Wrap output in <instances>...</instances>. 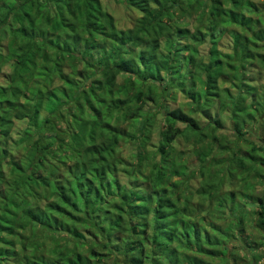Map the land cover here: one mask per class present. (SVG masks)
Listing matches in <instances>:
<instances>
[{
	"label": "trees",
	"instance_id": "trees-1",
	"mask_svg": "<svg viewBox=\"0 0 264 264\" xmlns=\"http://www.w3.org/2000/svg\"><path fill=\"white\" fill-rule=\"evenodd\" d=\"M113 1L0 0V264H251L264 0Z\"/></svg>",
	"mask_w": 264,
	"mask_h": 264
},
{
	"label": "rangeland",
	"instance_id": "rangeland-1",
	"mask_svg": "<svg viewBox=\"0 0 264 264\" xmlns=\"http://www.w3.org/2000/svg\"><path fill=\"white\" fill-rule=\"evenodd\" d=\"M104 2L106 4V7H108L109 11L112 14H114L115 19L117 20L118 27H120V28L131 27V18L129 19L128 13H126V10H125L123 5H120L117 2H114L113 0H104ZM131 13H133L134 17L140 16V14L135 10H133ZM48 68H49V65L45 69V74L52 73L50 71V69H48ZM9 70H10V68H8V67L4 68V72H9ZM179 102H180V100H179ZM159 119H161V118H159ZM154 143H156V140L154 141ZM132 152H133L132 147H125L122 150L123 155L128 159L131 158ZM258 190H261V186H259V185L256 186L255 193L259 192ZM249 207H251V206L247 205L246 210H248L247 213L251 214L252 209H254V206L251 208H249ZM250 217H252V216L250 215ZM248 222H250V221H248ZM240 228H241L240 233L239 232L235 233L236 234L235 236H239V238H241V241H242L243 236L249 237L253 241H259L262 238V233L253 228V223H246L243 226H241ZM230 246H231V243H230ZM258 252H259V254L263 255V259L259 262V264H264V246L261 247V249H259V251H255V253H253L251 255L249 254L247 249H245V247H243V249H240V251L238 252V255L240 256L239 262L242 261V263H244L247 260L251 264H254L252 255L257 254ZM11 263L12 262H10L9 264H11Z\"/></svg>",
	"mask_w": 264,
	"mask_h": 264
}]
</instances>
